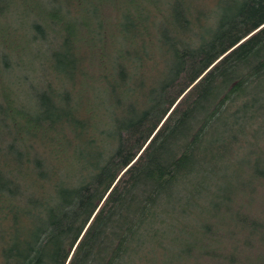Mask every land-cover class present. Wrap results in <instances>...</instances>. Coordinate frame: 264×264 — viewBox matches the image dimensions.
<instances>
[{
    "label": "trees",
    "instance_id": "1",
    "mask_svg": "<svg viewBox=\"0 0 264 264\" xmlns=\"http://www.w3.org/2000/svg\"><path fill=\"white\" fill-rule=\"evenodd\" d=\"M47 1L0 0V264H264V0Z\"/></svg>",
    "mask_w": 264,
    "mask_h": 264
},
{
    "label": "rangeland",
    "instance_id": "2",
    "mask_svg": "<svg viewBox=\"0 0 264 264\" xmlns=\"http://www.w3.org/2000/svg\"><path fill=\"white\" fill-rule=\"evenodd\" d=\"M42 5L45 7H50V3L47 0H42ZM21 25L24 23V27L28 29L27 22L28 21H20ZM27 45L25 43L26 52L29 54L25 57L23 61V69L24 71L17 73V79H19L21 83V92H23L24 97L27 102L33 101L34 97V87L40 90L44 84L45 76L50 74L51 69L49 65H44L43 62L50 55L52 46L44 47L42 45L32 46L31 44ZM37 58H40V61H36ZM29 74H27V73ZM27 76L29 78H27ZM35 102L31 103L34 105Z\"/></svg>",
    "mask_w": 264,
    "mask_h": 264
},
{
    "label": "water",
    "instance_id": "3",
    "mask_svg": "<svg viewBox=\"0 0 264 264\" xmlns=\"http://www.w3.org/2000/svg\"><path fill=\"white\" fill-rule=\"evenodd\" d=\"M264 25V24H263Z\"/></svg>",
    "mask_w": 264,
    "mask_h": 264
}]
</instances>
